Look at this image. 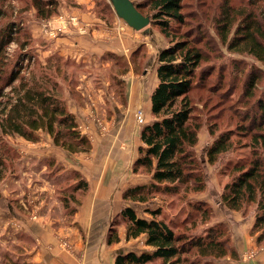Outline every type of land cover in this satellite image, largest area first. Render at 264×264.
I'll return each mask as SVG.
<instances>
[{"label": "rangeland", "instance_id": "1", "mask_svg": "<svg viewBox=\"0 0 264 264\" xmlns=\"http://www.w3.org/2000/svg\"><path fill=\"white\" fill-rule=\"evenodd\" d=\"M56 1L59 12L44 19L38 14L33 0H0V43L4 41L0 48V120L4 117L3 104L8 99L17 97L18 92L23 94L29 87L55 90L57 95L65 101L67 110L75 117L78 130L89 139L91 146L89 151L72 153L56 146L53 137L45 131L36 132L38 140L34 142L19 135H5L0 130V147L2 151H5L2 155L6 164V168H0V264H3L6 252L25 262V256L33 251L37 240L47 243H57V240L63 253L75 254L71 239L68 238L69 231L61 230L72 225L73 222L77 224L80 222L86 227V233L83 232V227L81 228V235L85 234L82 240L88 252L91 251L89 254L91 258L95 252L96 255L98 252L99 257L106 259L112 257L116 263L120 252L140 254L142 251L151 250L145 245L144 236L126 240L127 224L120 217V213L125 208L132 207L139 217L150 220L152 215L147 211L149 209L154 210L164 206L163 213L171 217L180 212L182 203L186 204L188 200L196 202L200 199H206L205 201L211 205L214 212L213 220L208 218L205 221L202 212L194 213L197 209L185 206L181 209L182 211L186 209L182 214V220L188 218L189 214L194 216L189 220L187 228H179L178 233L186 234L190 239L193 236H204L211 228L209 226L224 224L223 237L228 240L226 247L230 246L237 250V257L243 263L261 261L259 258L264 254V243L257 244V235L251 233L252 228L248 231V216L244 215L245 217L240 218L245 222L235 228L221 221L217 216L221 215L228 219L223 212L218 211L217 205L224 206L220 195L225 184L232 178L230 174L221 175V172L228 173L225 167L229 158L236 159L245 155L247 151L238 149L235 154L228 152L214 164H210L207 157L209 146L221 133L222 127H225L223 124L225 118L222 117L217 121L220 126L218 125V130L211 135L208 126L214 124L215 120L210 119L211 113H208L209 108L206 106L216 105L220 101V95H224V91L231 83L235 84V87L229 93L230 97L237 99L241 96V86L248 75V68H243L242 74L238 73L236 81L232 80L231 73L237 71L233 69L232 64L229 65L228 61L225 86L219 90V96L213 97L210 105H205V100L209 95L208 87L216 83V73H212L214 81L207 90L200 89L194 93L198 101L196 114L201 116L199 123L202 124L195 151L200 162L199 167L204 171L207 182L204 191L194 192L192 187L188 186L185 190L182 188L181 195L185 197L183 199L161 193L151 196L145 203L125 199L123 195L125 190L136 186L133 185L134 183L141 180L146 184L152 182L151 175L144 170L134 173L133 166L136 161L134 163L132 161L134 155L132 151H135V143L137 138H140V131L155 121L149 110L150 103L152 108L151 94L159 83L158 55L163 48L169 46V40L158 27L151 23L137 31L148 30L146 33H149L141 34L143 36L137 37L136 33L130 35L123 28L118 31L112 25L113 14L116 13L110 0ZM100 1L109 5H98L96 2ZM187 1L197 2L199 10L206 18L209 17L210 21L211 13L218 11L222 0H213L214 6L211 10L204 8L205 5H207L206 8L210 7L206 0ZM202 1L206 2L203 6L199 4ZM93 3L94 10L90 9ZM229 3L237 10L255 11L264 18V1H255L249 7H247L249 3L247 0H229ZM81 4L85 7L87 4V8L90 6L89 10L81 7ZM188 8H190L188 11H191L192 4ZM143 11L149 12L148 8ZM85 17H91L94 22L95 18L100 19L108 25L98 23L97 26L100 28L95 29ZM206 27L208 26L197 27V33L194 32V35L199 39L202 36L203 44L209 49V44L206 43L214 37L213 42L218 44L219 36L213 26L210 27L211 29ZM99 29L100 31L107 29L111 35L114 31L116 34L114 41L117 42L115 47L119 49L126 45L127 52L119 54V51H116L101 59H91L90 62L84 63L64 56L68 48L75 47L67 41H63L64 44H62L59 39L61 36L73 34L76 38L75 42H80L81 38L82 41L86 40V43L93 45L96 41L91 39V36ZM186 30H188L187 26L183 28V31ZM100 40L103 39H97V42ZM220 48L230 60H243L252 65L255 62L248 56L229 54L225 46ZM214 55L215 53L212 52L210 62L212 60L217 64L227 62V57L222 56L218 59ZM258 66L264 69V65L258 63ZM263 86L264 81L261 88ZM139 88L141 93L135 95V91ZM220 104L218 103L215 106L217 109L213 111L217 113L222 108L221 106L218 108ZM235 140H237L236 136ZM39 148L50 150L53 154H46L45 157L43 154L32 152ZM137 153L139 155V150ZM113 156L114 162L111 161ZM79 167L85 169L84 172L89 179L79 170ZM78 174L88 182L84 192L76 189L80 181ZM134 177H139L137 178L139 180L134 181ZM247 211L256 213L249 207ZM177 220L180 219H175ZM193 220L194 223L191 222ZM40 223L45 226L38 234L39 236H34L27 231V233L20 231L15 234L16 236L14 235L15 224L25 229L26 226L32 227ZM98 227L99 230L94 232ZM103 228L104 232L101 233L100 229ZM113 229L118 232L120 242L108 245ZM239 243H242V247L235 248ZM85 251L86 249L83 253ZM194 251L188 255L189 264L194 260H200L199 264L208 260L212 261V264L239 263L237 262L239 260L232 258L230 253L223 258H218L202 256L199 255L200 252ZM24 253L26 255L20 257ZM261 258H264V255ZM263 261L264 259L261 262ZM149 264L164 263L157 260Z\"/></svg>", "mask_w": 264, "mask_h": 264}, {"label": "trees", "instance_id": "2", "mask_svg": "<svg viewBox=\"0 0 264 264\" xmlns=\"http://www.w3.org/2000/svg\"><path fill=\"white\" fill-rule=\"evenodd\" d=\"M206 1L210 7L206 8L205 5L204 8L213 9V0ZM247 1L249 7L258 0ZM33 3L38 14L44 19L59 12L56 0H33ZM96 3L105 4L101 1ZM135 3L143 15L151 17V24L160 29L169 40V46L160 51L158 59L159 83L152 93L151 108L155 121L146 125L140 133L142 146L133 166L134 173L142 170L149 173L152 182L125 190L124 198L145 203L158 193L183 199L185 197L181 195L182 190L188 186H191L194 192L204 191L207 182L204 171L199 167L200 162L195 151L202 124L199 123L201 116L196 114L198 101L194 93L200 89L207 90L214 81L212 73H216V83L208 87L209 95L205 100V105H210L213 97L219 96V90L225 86L227 67L232 64L233 69L237 71L231 73L232 80L235 81L238 73L242 74L241 70L247 67L249 72L241 86V96L237 99L230 97L229 93L235 87V84L231 83L233 86L226 88L216 105L206 106L209 108L208 113L213 114L210 115V119L215 120L214 124L208 126L211 135H214L218 125L220 126L217 121L225 118L223 121L225 127H222L221 133L209 146L207 157L208 162L214 164L228 152L235 154L238 149L247 151L245 155L236 159L229 158L225 167L228 173L221 172V175L230 174L232 178L225 184L220 199L228 210L241 212L245 216L249 214L248 207L254 209L256 217L251 233L257 235V244L264 243V86L261 88L264 69L258 66V63L264 65L263 16L255 11L237 10L229 0L221 1L218 11L211 13L210 21L209 17L206 18L199 10L197 2L138 0ZM205 3L202 1L199 4L203 6ZM191 4L192 9L188 11ZM145 8H148L150 13H144ZM185 26L188 30L183 31ZM199 26H208L207 29L213 26L219 36L218 44L213 42L215 39L212 37L206 43L209 44L208 49L203 44L202 36L200 35L199 39L194 35ZM3 43L4 41L0 43V48ZM221 46H225L229 54L252 58L254 64L228 59ZM212 52L218 59L222 56L227 57V62L219 64L213 60L210 62ZM58 97L55 90L48 91L42 88L29 87L23 94L18 92L17 97L10 98L3 104L4 117L0 120V130L5 135H19L34 142L38 140L36 132L45 131L53 137L54 144L58 147L72 153L89 151L91 146L89 139L80 133L74 115L67 110L65 101ZM218 103H221L218 108L220 106L222 108L216 113L213 110L217 109L215 106ZM4 152L0 147V168H6L2 155ZM77 177L80 181L76 189L86 191L88 182L80 174ZM188 201L191 204L182 203L180 212L171 217L163 213L164 206L149 209L147 211L152 215L150 220L139 217L132 207L125 208L120 217L127 224L126 240L144 236L145 245L151 250H145L140 254L129 252L119 255L115 264H149L157 260L164 264H189L188 255L194 250L200 252L199 255L218 258L230 253L232 258L239 260L237 250L230 246L226 247L228 240L223 237L224 224L209 226L211 228L204 236H193L190 239L186 234L178 233L179 228H187L189 220L194 216L189 214L188 218L182 220V214L186 209L183 211L181 209L185 206L197 209L194 213L202 212L205 221L208 218L213 220L214 217L211 205L207 201ZM177 218L180 220L175 221ZM111 232L113 233L110 234L108 245L119 243L118 232L114 229ZM199 263L200 260L190 262ZM3 264L26 263L6 252ZM203 264H212V261H204Z\"/></svg>", "mask_w": 264, "mask_h": 264}, {"label": "crops", "instance_id": "3", "mask_svg": "<svg viewBox=\"0 0 264 264\" xmlns=\"http://www.w3.org/2000/svg\"><path fill=\"white\" fill-rule=\"evenodd\" d=\"M94 5L95 4L93 3V4H91V8H90V6L87 8V4H86V7L83 4H81V7L86 8L88 10H89V8L94 10L93 9ZM85 18L92 24V26L95 29L100 28V26H97L98 23L108 25L105 21H102L100 19L95 18V22H94V19H91V17H85ZM113 21L114 22L112 25H114L118 31L121 30V28H123L125 30V32H127L130 35H132V33H133V35H135V33H136L137 37L141 34L145 35V34L149 33V32L146 33V31H148V30H143V32H137L136 30L132 29L128 25L126 26V22L123 21L122 19H120L116 14H113ZM143 35H141V36H143ZM74 37L75 36L73 34H71V35L67 34V35L61 36L59 38L62 44H64L63 41L64 42L67 41L71 44H74V47H75V48H73V47L68 48V50H66L64 52V56L65 57H71V58L78 60V61H81L83 63L84 62H90L91 59H101L108 54L115 53L116 51H119V54L125 53V52H127L126 49L128 48V46H126V45H123L119 49L117 47H115V44L117 43L116 41H114L116 34L113 31V34L111 35L110 33L107 32V29H102L101 31L99 29V30H97V32L93 33V35L91 36V39H94L96 41L93 43V45L86 43V40L82 41L81 38H80V42H75L76 38H74ZM133 38L135 40L137 39L136 36H134ZM97 39H103V40H100L97 42ZM137 41H139V40H137ZM158 57H159V55H158ZM136 93H139V94L141 93L140 88L137 91H135V95H136ZM149 110L152 111L151 110V103H150V109ZM140 133H141V131H140ZM141 146H142L141 140H140V138H137V142L135 143V149H134L135 151H132L134 153V155L132 156L133 157V160H132L133 163L138 158L137 150H139V148ZM32 152H34V154H36V153L43 154V156H45V157L47 156L46 154H51V155L53 154V152L50 150H45V149H40V148L38 150L35 149ZM113 158L115 159V157L113 156L111 158L112 162L115 161V160H113ZM79 170L84 173V175L87 177V179H89V177L84 172V170H85L84 168L79 167ZM137 178H139V177H134V181H138L139 179H137ZM144 184H146V183H144L141 180V181L134 183L133 185L137 186V185H144ZM203 200H206V199H203ZM217 206H218V211L223 212V214L225 216H227L228 219H225L221 215H217V216L219 217V219L221 221L227 222L229 225H231V227L235 228L236 226L242 225L245 222V220L240 219V218L245 217L241 212L230 211L227 208H225V206H222V205H217ZM254 215H255V213H252V212L247 215L248 216L247 221H249L248 231H250V229L254 225V222H255V216ZM18 226H19L18 224H15V226H13V230H15V232L13 231L14 235L20 231H24V232L27 231V232L33 234L34 236H39L38 234L42 232V229L45 225L43 223H40V224H35L32 227L26 226L25 229H23L22 226H19V228H18ZM63 226L65 227V225H63ZM82 227H83V232L86 233L87 232L86 227L82 226V224L80 222H79V224H77V222H73L72 225L66 227L67 229L61 228V230L69 231V237L68 238L71 239L72 246L74 247V250H75V254H67L66 252L63 253L62 250L60 249L59 245H58L57 240H56L57 243H47V242H41L40 240H37L36 244H35V248L33 249V251H31L29 253L26 252L27 256H25V258H24V259H26L25 262H27V264H115L112 257L110 259L99 257L98 252H97V255H96V252L94 253L93 258H91L89 256L91 251L88 252L87 246L83 243L82 237H84L85 234L81 235V228ZM49 229H51L50 226H49ZM96 230H99V227H98V229L95 228L94 232H96ZM100 230H101V233L104 232V228L100 229ZM238 246L242 247V243H239L235 248L239 249ZM85 249H86V251H85V253H83V250H85ZM26 253H24L20 257H23L24 255H26ZM137 254H139V253H137ZM118 255H125V254H123V252L122 253L120 252ZM263 255L264 254H262L261 257ZM261 257L259 259H261V261H262L264 258H261ZM261 261L258 260L257 262H250V263L244 262L243 263L241 260H239V261H237L239 263L234 262L233 264H264V261L263 262H261Z\"/></svg>", "mask_w": 264, "mask_h": 264}, {"label": "water", "instance_id": "4", "mask_svg": "<svg viewBox=\"0 0 264 264\" xmlns=\"http://www.w3.org/2000/svg\"><path fill=\"white\" fill-rule=\"evenodd\" d=\"M116 15L136 31H140L151 23V17L143 15L132 0H110Z\"/></svg>", "mask_w": 264, "mask_h": 264}]
</instances>
